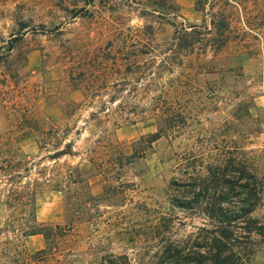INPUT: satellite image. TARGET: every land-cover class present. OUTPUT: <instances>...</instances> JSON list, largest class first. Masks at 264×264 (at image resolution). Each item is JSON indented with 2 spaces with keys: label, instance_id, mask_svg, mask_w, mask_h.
Listing matches in <instances>:
<instances>
[{
  "label": "rangeland",
  "instance_id": "1",
  "mask_svg": "<svg viewBox=\"0 0 264 264\" xmlns=\"http://www.w3.org/2000/svg\"><path fill=\"white\" fill-rule=\"evenodd\" d=\"M204 3L197 11L195 0H0V145L19 149L34 165L31 179L44 168L53 181H64L68 170L79 174H73L78 183L58 190L52 181L35 195L36 221L50 230L47 240L14 236L24 221L0 197V264H105L107 256L126 257L116 264H168V247L191 258L194 236L210 221L173 200L181 201L203 165L218 156L244 161L261 183L250 218L264 223V0ZM220 14L229 24L226 44L215 56L216 42L194 45L195 56L206 50L210 71L196 76L180 98L186 125L173 138L152 143L144 157L119 166L88 163L85 140L99 133L82 130L90 110L74 87L83 69L92 85H109L97 94L104 100L130 96L110 88L125 78L108 70L118 51H131L135 43L137 50L157 55L173 48L181 26L210 27ZM154 60L157 65L159 57ZM152 72L150 79L163 84L166 78ZM71 103L78 107L74 113ZM118 123L116 130L106 126L125 156L140 137L157 130L148 116L130 115ZM67 124L73 130L62 145L73 140L78 155L46 159L53 149L45 134ZM236 207L233 201L231 210ZM241 227L234 230L244 264H264V236Z\"/></svg>",
  "mask_w": 264,
  "mask_h": 264
},
{
  "label": "trees",
  "instance_id": "2",
  "mask_svg": "<svg viewBox=\"0 0 264 264\" xmlns=\"http://www.w3.org/2000/svg\"><path fill=\"white\" fill-rule=\"evenodd\" d=\"M204 1L195 0L197 11H203ZM209 25L210 27L206 24L203 27L181 26L174 36L173 48L157 55L152 51L137 50L135 43L131 44V51H118L111 59L113 67L108 70L114 74H123L125 78L113 82L110 88L113 89V94L127 91L130 96H111L104 100L97 94L107 90L109 85L102 82L92 85L94 81L88 76L85 77L88 69H83L81 76L84 78L74 87V90L82 92V106L90 110L82 130L89 131L87 128L90 127V133H99L95 140H85L90 143L85 150L88 163L93 167H103L105 164L119 166L124 160L144 157L150 152L152 143L161 138H173L178 133L180 124L186 125L187 117L185 109L180 108V98L187 96L186 88L196 76L210 71L206 50L201 49L195 56L196 40L216 42L217 48L213 49L215 56L218 47L225 45L228 39L229 24L223 14H220L219 19L210 21ZM209 35L210 38L207 37ZM147 55L149 57H146ZM157 57L159 62L156 65L154 59ZM154 68L158 70L157 75L160 78H166L163 84L156 85L150 79ZM146 77L147 83L142 82ZM152 92L155 95L151 97L149 94ZM139 93L144 97L134 96ZM71 105L74 113L78 107H75L74 103ZM130 115L154 119L157 130L153 134L140 137L132 144V154L125 156L111 141V132L106 125L111 124L112 129L116 130L119 128L118 121H127ZM72 125L67 124L63 128L52 127L45 134L44 138L48 136L51 140L48 145L53 149L46 159L57 161L65 156L78 155L73 151V140L62 145L73 130ZM75 135L80 136V130H76ZM33 166L19 149L5 150L0 145V197L3 196L4 204L17 215H21L24 221L14 236L26 239L41 235L47 240L50 230L36 221L35 195L40 188L50 185L53 178L49 177L50 171L44 168L35 172L36 177L31 179ZM74 173L79 176L78 171L68 170L66 175L61 176L64 181H53V187L60 190L66 188L70 181L78 183V178L73 177ZM202 173V176L196 179L195 185L182 191L181 201L174 199L173 204L183 209L196 210L210 221V226L200 229L194 236L191 258L183 255L177 247H168L163 252L164 260L168 264H244L246 255L242 252L240 237L235 235L234 228L242 224L241 228L245 229L247 234L264 236V223L250 218L259 201L261 183L257 181L249 166L235 157L211 158L203 165ZM234 191L236 194H233ZM233 201L237 202L236 211L230 208ZM12 232L15 233L14 230ZM117 260L126 261V257L107 256L104 263L116 264Z\"/></svg>",
  "mask_w": 264,
  "mask_h": 264
},
{
  "label": "crops",
  "instance_id": "3",
  "mask_svg": "<svg viewBox=\"0 0 264 264\" xmlns=\"http://www.w3.org/2000/svg\"><path fill=\"white\" fill-rule=\"evenodd\" d=\"M35 237V236H34ZM34 237H30V238H34Z\"/></svg>",
  "mask_w": 264,
  "mask_h": 264
}]
</instances>
